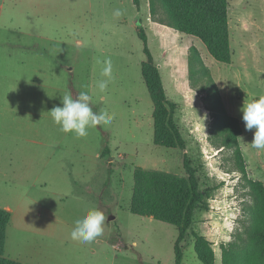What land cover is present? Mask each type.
Masks as SVG:
<instances>
[{"label":"rangeland","instance_id":"374dc122","mask_svg":"<svg viewBox=\"0 0 264 264\" xmlns=\"http://www.w3.org/2000/svg\"><path fill=\"white\" fill-rule=\"evenodd\" d=\"M227 1L230 63L216 61L198 38L153 21L148 0H0V207L11 214L5 257L18 264H174L176 226L132 213L131 205L138 194L172 206L171 179L187 180L186 153L207 195L181 242V264H203L197 236L211 264H264V150L251 147L254 130H245L241 111L264 96V0ZM116 10L125 14L116 19ZM137 26L176 104L185 149L154 141ZM192 45L220 93V124L204 106L205 93L189 85ZM97 59L114 66L104 94L95 87ZM85 89L94 112L107 111L115 123L78 140L48 113L63 107V95ZM93 214L106 220L103 240L73 242L75 222Z\"/></svg>","mask_w":264,"mask_h":264},{"label":"trees","instance_id":"16d2710c","mask_svg":"<svg viewBox=\"0 0 264 264\" xmlns=\"http://www.w3.org/2000/svg\"><path fill=\"white\" fill-rule=\"evenodd\" d=\"M138 4V0H134ZM149 13L153 21L166 25L185 35L198 38L206 47L208 53L216 61L231 62V48L228 31L227 0H148ZM137 33L143 42L146 60L142 62L141 73L153 103L154 141L162 145L178 146L185 149V142L181 137L174 121L176 104L166 98L161 75L147 46V36L141 26H137ZM187 69L189 85L192 89L205 93L202 97L204 106L220 124L226 118L220 93L198 49L188 48ZM231 132V131H229ZM106 147L102 156L108 155ZM183 166L187 173V180L171 179L174 181L175 194L172 206H167L157 199H145L135 194L131 212L135 214H149L156 219L173 224L177 228V238L174 244L175 262L181 264V242L190 228L193 213L200 208L207 193L199 188V180L191 160L186 153L183 156ZM144 204L142 209H137ZM10 212L0 207V264H18L15 260L4 256L6 227L10 219ZM202 237L196 238L195 253L203 264H211L202 247Z\"/></svg>","mask_w":264,"mask_h":264},{"label":"clouds","instance_id":"9594fccd","mask_svg":"<svg viewBox=\"0 0 264 264\" xmlns=\"http://www.w3.org/2000/svg\"><path fill=\"white\" fill-rule=\"evenodd\" d=\"M125 13L116 10L114 18L119 19ZM57 55L62 49H56ZM96 64L101 66V79L96 82V89L99 93H107L109 85L115 82L113 74L114 66L110 59H97ZM87 89L81 91L75 98L69 93L62 96L63 107H55L48 114L52 121L64 134H74L75 139H87L90 129L98 127H111L115 120L110 117L107 111L96 113L93 110L92 97L87 94ZM245 130L252 132L254 138L251 147L256 150H264V96L259 97L251 103H244L241 109ZM242 139V138H238ZM106 220L101 215H88L82 220L75 222L74 229L70 234L73 242L85 247H92L104 238L103 229Z\"/></svg>","mask_w":264,"mask_h":264}]
</instances>
